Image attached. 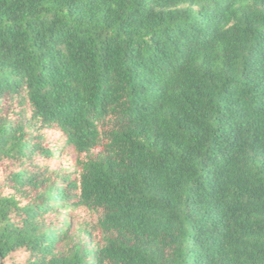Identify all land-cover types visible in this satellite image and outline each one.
Here are the masks:
<instances>
[{
	"label": "trees",
	"instance_id": "obj_1",
	"mask_svg": "<svg viewBox=\"0 0 264 264\" xmlns=\"http://www.w3.org/2000/svg\"><path fill=\"white\" fill-rule=\"evenodd\" d=\"M0 264H264V0H0Z\"/></svg>",
	"mask_w": 264,
	"mask_h": 264
}]
</instances>
